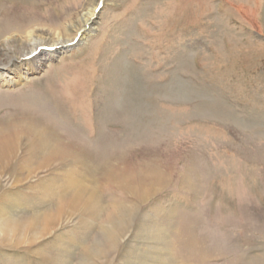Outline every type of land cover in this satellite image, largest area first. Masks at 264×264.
Masks as SVG:
<instances>
[{
  "label": "rangeland",
  "instance_id": "obj_1",
  "mask_svg": "<svg viewBox=\"0 0 264 264\" xmlns=\"http://www.w3.org/2000/svg\"><path fill=\"white\" fill-rule=\"evenodd\" d=\"M31 32L75 43L0 69V264H264V0H0Z\"/></svg>",
  "mask_w": 264,
  "mask_h": 264
},
{
  "label": "bare ground",
  "instance_id": "obj_2",
  "mask_svg": "<svg viewBox=\"0 0 264 264\" xmlns=\"http://www.w3.org/2000/svg\"><path fill=\"white\" fill-rule=\"evenodd\" d=\"M95 15L89 14L84 18L85 29L79 32L77 36V41L85 40L87 36L92 34L93 28L91 25L94 22ZM95 29V28H94ZM61 34L56 33L54 36V41L48 42L46 38L40 35H37L35 32H31L26 39H14L12 41L9 40V43H4V50L0 51V69H6L11 67L15 59H22L21 63L18 64V70L20 74H23L22 71L26 70L27 72H32L39 70L46 61H50L55 58L58 53L65 50V48L70 47L75 42H71L70 40L64 41L61 39ZM22 69V70H21ZM20 126L19 129H14V131H19L18 133H43L37 127H33L29 124L25 125L24 132ZM21 128V129H20ZM19 141H16V145H18ZM50 140L46 141V138H42L37 145V148H45L48 149V152L51 153L54 157L57 156L58 145L53 147V143ZM16 145L10 148V153L14 154L16 150ZM9 153V152H8ZM78 190V189H76ZM90 204V203H89ZM92 206V204H90ZM124 214V213H123ZM120 219V218H119ZM118 220V219H117ZM116 220V221H117ZM120 220H123L122 218ZM120 220H118L120 222ZM117 224L120 225V223ZM112 223V222H111ZM115 223V221H114ZM116 224V225H117ZM108 231V230H106ZM112 231V232H111ZM109 235L115 233L114 229L108 231ZM116 234L111 235L114 236ZM110 240V239H109ZM112 242H115L116 237H113ZM95 255V254H94Z\"/></svg>",
  "mask_w": 264,
  "mask_h": 264
}]
</instances>
